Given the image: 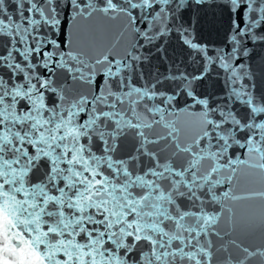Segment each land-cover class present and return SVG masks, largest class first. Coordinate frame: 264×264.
Here are the masks:
<instances>
[{
    "label": "snow or ice",
    "instance_id": "1",
    "mask_svg": "<svg viewBox=\"0 0 264 264\" xmlns=\"http://www.w3.org/2000/svg\"><path fill=\"white\" fill-rule=\"evenodd\" d=\"M0 264H264V0H0Z\"/></svg>",
    "mask_w": 264,
    "mask_h": 264
}]
</instances>
